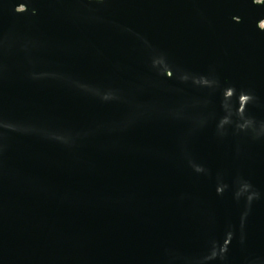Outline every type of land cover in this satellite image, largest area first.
Listing matches in <instances>:
<instances>
[{
    "label": "water",
    "instance_id": "1",
    "mask_svg": "<svg viewBox=\"0 0 264 264\" xmlns=\"http://www.w3.org/2000/svg\"><path fill=\"white\" fill-rule=\"evenodd\" d=\"M0 264H264V0H0Z\"/></svg>",
    "mask_w": 264,
    "mask_h": 264
}]
</instances>
